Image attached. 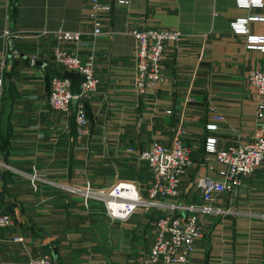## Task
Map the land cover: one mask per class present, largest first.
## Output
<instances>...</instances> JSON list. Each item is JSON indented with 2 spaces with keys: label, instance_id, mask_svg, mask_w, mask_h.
I'll return each mask as SVG.
<instances>
[{
  "label": "crops",
  "instance_id": "0c3cea01",
  "mask_svg": "<svg viewBox=\"0 0 264 264\" xmlns=\"http://www.w3.org/2000/svg\"><path fill=\"white\" fill-rule=\"evenodd\" d=\"M12 3L0 0V58L7 54L0 85V209L14 220L0 227V264L42 250L54 264H139L140 251L152 238L154 211L138 209L124 221H113L116 229L111 230L100 200L85 201L66 186L89 181L100 189L120 178L141 183L127 170L146 162L127 152V146L169 142L179 126L193 159L184 182L203 169L206 136H215L221 145L249 140L259 95L247 73L264 70V51L248 47L247 35H264V19H248L247 32L235 31L234 22L264 14V6L243 7L236 0L114 4L104 22L111 32L94 38L100 82L84 102L88 133L79 134L72 105L69 113H61L48 102L51 75L69 71L54 61L55 39L43 30H75L91 38L87 0H16V15ZM136 26L183 33L179 43L166 45L164 80L141 94L131 84L135 39L130 30ZM31 54H37L34 64ZM72 77L76 93L78 75ZM215 111L223 119L207 129ZM224 203L233 212L205 217L208 227L195 240V264H264V173L257 170L244 178ZM100 224L107 231L102 238ZM110 233L116 238L110 240ZM17 234L21 240H14Z\"/></svg>",
  "mask_w": 264,
  "mask_h": 264
},
{
  "label": "built area",
  "instance_id": "2783aa9c",
  "mask_svg": "<svg viewBox=\"0 0 264 264\" xmlns=\"http://www.w3.org/2000/svg\"><path fill=\"white\" fill-rule=\"evenodd\" d=\"M128 1L87 0L90 24L87 33L91 38H84L81 31L62 28L43 30V33L50 34L55 39L52 46L54 61L62 69L77 72L81 76L76 93L71 90V78L65 74L51 75L48 85V102L58 112L69 113L72 108L71 99H77L74 120L79 134L88 133L90 123L84 102L91 97L100 82L96 72L94 38L111 32L104 29V22L109 18L114 4H126ZM236 2L243 7L264 6L262 0ZM248 19H264V14L238 18L234 22V30L247 32ZM130 32L135 39L131 84L133 90L141 94L154 83L164 80L162 67L166 45L169 41L179 43L183 33L178 28L163 26H136ZM9 33V29L5 28L4 34ZM247 46L264 51V35L248 34ZM10 54L17 56L18 51L12 49ZM6 55L5 53L0 58V85L6 66ZM36 59L37 54H31L29 62L34 64ZM247 81L259 95L255 111L257 122L250 139L240 144L221 145L215 136H206L203 169L196 171L192 179L184 182L189 168L193 165V159L190 147L181 137L183 130L179 126L175 128L169 142L153 139L142 149L133 145L127 146V152L146 162V183L120 178L100 189L93 188L89 181L83 185L66 186L69 191L80 193L85 201L92 197L100 200L104 213L111 222L124 221L138 209L159 211L152 219V238L148 249L140 251L139 264H195V240L203 236L208 227L205 217L233 212L230 206L225 205V196L255 171L264 173V70L259 67L250 69ZM165 112L169 113L170 110ZM211 117L212 121L206 124V128L212 130L217 127V121L223 119V115L215 111ZM32 177V186L36 189V176L33 174ZM194 195L197 196L196 199L193 198ZM260 217L264 219V213ZM13 223L12 214L0 209V227ZM13 238L22 239L21 234ZM10 264H53V259L48 251L42 250L26 259L15 258Z\"/></svg>",
  "mask_w": 264,
  "mask_h": 264
},
{
  "label": "rangeland",
  "instance_id": "374dc122",
  "mask_svg": "<svg viewBox=\"0 0 264 264\" xmlns=\"http://www.w3.org/2000/svg\"><path fill=\"white\" fill-rule=\"evenodd\" d=\"M142 161H140L139 163H137V165L139 166L138 167V169L136 170V171H134V172H131V171H129V170H127V172L128 173H132V175H133V178H135V179H137V180H139L140 182H142V181H144L145 179L143 178L144 177V175H145V173L147 172V168H146V164L144 163V162H142ZM131 177V176H130ZM142 178H143V180H142ZM191 179H192V177H191ZM190 193H192V192H190ZM194 197V196H193ZM103 210H104V208H103ZM182 213H184V210H182L181 211ZM105 214V213H104ZM106 221H107V223L109 224V227L111 228V230H114V229H116V226H115V223L114 222H111L108 218H106ZM105 221V222H106ZM101 226V224L97 227L99 230H100V233L102 234L101 236H100V238H102V237H104V236H106V232L107 231H105V229H104V227H100ZM107 229H109V228H107ZM103 233H106V234H103ZM110 240L111 239H115L116 237H114L111 233H110ZM104 239V238H103ZM125 249V248H124Z\"/></svg>",
  "mask_w": 264,
  "mask_h": 264
},
{
  "label": "trees",
  "instance_id": "16d2710c",
  "mask_svg": "<svg viewBox=\"0 0 264 264\" xmlns=\"http://www.w3.org/2000/svg\"><path fill=\"white\" fill-rule=\"evenodd\" d=\"M16 11H17V6H16V0H14L13 1V3H12V6H11V12H12V14L13 15H16ZM72 73H76L77 75H78V79H79V83H80V79H81V76H80V74H78L77 72H65V73H58V74H65V75H68L70 78H71V85H72V83H73V77H72ZM53 75V74H52ZM147 165V164H146ZM147 173H148V167H147ZM147 180V179H146ZM144 183H146V182H141V184H144ZM154 211V217H155V215L156 214H158L159 213V211H157V210H153ZM153 217V218H154ZM53 264H54V261H53Z\"/></svg>",
  "mask_w": 264,
  "mask_h": 264
},
{
  "label": "water",
  "instance_id": "95a60500",
  "mask_svg": "<svg viewBox=\"0 0 264 264\" xmlns=\"http://www.w3.org/2000/svg\"><path fill=\"white\" fill-rule=\"evenodd\" d=\"M12 1H14V0H12ZM76 102H77V99L76 98H72L71 99V105H72L73 108H75Z\"/></svg>",
  "mask_w": 264,
  "mask_h": 264
}]
</instances>
